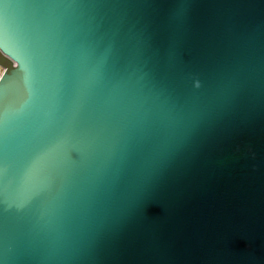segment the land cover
I'll return each instance as SVG.
<instances>
[{
  "label": "water",
  "instance_id": "obj_1",
  "mask_svg": "<svg viewBox=\"0 0 264 264\" xmlns=\"http://www.w3.org/2000/svg\"><path fill=\"white\" fill-rule=\"evenodd\" d=\"M0 264H264V0H0Z\"/></svg>",
  "mask_w": 264,
  "mask_h": 264
},
{
  "label": "built area",
  "instance_id": "obj_2",
  "mask_svg": "<svg viewBox=\"0 0 264 264\" xmlns=\"http://www.w3.org/2000/svg\"><path fill=\"white\" fill-rule=\"evenodd\" d=\"M0 74H1V75L3 74V69H0Z\"/></svg>",
  "mask_w": 264,
  "mask_h": 264
}]
</instances>
